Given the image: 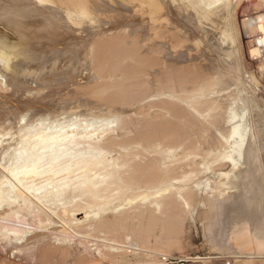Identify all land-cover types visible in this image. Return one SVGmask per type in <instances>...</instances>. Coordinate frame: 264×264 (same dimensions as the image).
Wrapping results in <instances>:
<instances>
[{
	"label": "rangeland",
	"instance_id": "obj_1",
	"mask_svg": "<svg viewBox=\"0 0 264 264\" xmlns=\"http://www.w3.org/2000/svg\"><path fill=\"white\" fill-rule=\"evenodd\" d=\"M43 1L0 0V264H264L215 199L264 220V0Z\"/></svg>",
	"mask_w": 264,
	"mask_h": 264
},
{
	"label": "bare ground",
	"instance_id": "obj_2",
	"mask_svg": "<svg viewBox=\"0 0 264 264\" xmlns=\"http://www.w3.org/2000/svg\"><path fill=\"white\" fill-rule=\"evenodd\" d=\"M34 1V0H33ZM55 1V0H54ZM58 2L61 3V5L63 4V7H65L64 5H68V6H71L72 7H77V6H84V5H87V6H91V4H94L93 2L94 1H91V0H57ZM55 1V2H57ZM142 1V0H141ZM151 1V0H150ZM154 1V0H153ZM23 2V1H22ZM28 2V1H27ZM45 2V0L43 1ZM52 2V1H51ZM50 2V3H51ZM89 2H92L90 3L89 5ZM59 3V5H60ZM99 3V2H98ZM41 4V3H40ZM54 4V3H52ZM122 4V3H120ZM153 4V3H152ZM156 4V3H155ZM159 4V3H158ZM60 5V6H61ZM144 5V4H143ZM148 5V4H147ZM44 6V5H43ZM120 6V5H119ZM151 6V5H150ZM27 7V6H26ZM51 7V6H50ZM62 7V6H61ZM93 8V6H91ZM67 8V6L65 7ZM69 8V7H68ZM67 8V9H68ZM95 8V7H94ZM93 8V9H94ZM29 9V8H28ZM34 9V8H33ZM37 9V8H36ZM63 10V8H61ZM75 9V8H74ZM60 10V9H59ZM73 10V9H72ZM87 10V9H86ZM96 10V9H95ZM106 10V9H105ZM67 11V10H66ZM36 13V12H35ZM56 13V12H55ZM68 13V12H67ZM154 13V12H153ZM57 14V13H56ZM38 15V14H36ZM67 15V14H66ZM63 16V15H62ZM69 17V16H68ZM62 18V17H61ZM60 19V18H59ZM70 19V18H69ZM68 19V20H69ZM18 21V20H17ZM62 22V21H61ZM59 23V22H58ZM62 24V23H61ZM49 25V24H48ZM58 25V24H57ZM248 25V24H247ZM55 26V25H54ZM30 27V25H29ZM28 27V28H29ZM56 28V27H55ZM64 28V27H63ZM27 29V28H26ZM51 29H52V26H51ZM57 29V28H56ZM36 30V29H35ZM66 30V29H65ZM58 31V30H57ZM30 32V30H29ZM36 32V31H35ZM54 32V31H53ZM62 32V30H61ZM65 32V31H64ZM119 33V32H118ZM74 34V33H73ZM79 35V34H78ZM116 35V34H114ZM118 35H121V34H118ZM61 36V35H60ZM174 36V34H173ZM65 37V36H64ZM111 38H109L108 40L106 38H103L105 41H99L96 42L98 43L97 46L94 45L96 48H94L93 50L95 51L96 49V56H97V68L98 70L103 74L102 77H105V79L110 75L111 72H115L116 70H118L119 72H123L125 75L129 76L130 78H134V77H137L139 74H140V65L141 62L144 61V58L142 57H145L142 55V57L140 56L139 57V63H138V66L131 70V71H125L123 69H118L117 66H113L116 62H113L112 63V67L110 69H108L106 66L111 62H109V60L111 59L109 54L114 52L119 58L122 57L125 52L122 50V47H123V44L124 42L121 40V38L119 37H112L110 36ZM122 37H125V36H122ZM124 39V38H122ZM130 39V38H129ZM134 42H136V40L132 39ZM155 44V43H154ZM93 46V47H94ZM124 49V47H123ZM132 49V48H131ZM125 50V49H124ZM138 49L136 48H133L131 51H130V56H137V51ZM148 58V57H147ZM7 70V69H6ZM182 70V69H181ZM180 72V71H179ZM193 72V71H192ZM183 74V73H182ZM194 74V73H193ZM108 82V81H107ZM103 84V83H102ZM104 85V84H103ZM106 86V85H105ZM95 89V88H94ZM97 90V89H96ZM96 90H94L93 92H96ZM99 90V89H98ZM97 90V91H98ZM99 93V92H98ZM106 98V97H105ZM113 99V98H112ZM230 111V110H229ZM177 117V116H175ZM181 117V116H179ZM178 118V117H177ZM166 123V122H165ZM174 123V122H173ZM169 124V123H168ZM178 124V123H177ZM170 127H172V123L169 124ZM174 125V124H173ZM177 127V125H175ZM166 127V126H165ZM169 127V126H167ZM173 130V129H171ZM174 137V136H172ZM62 150V149H61ZM242 152V147L240 148L239 145L237 144L233 149H232V152L229 153L226 157L230 159V162H231V165H232V168H235L236 167V162L240 156ZM155 174V173H154ZM153 176V175H152ZM156 177V176H155ZM157 177L158 174H157ZM136 178V177H135ZM153 178V177H152ZM161 178V177H160ZM139 179V178H138ZM136 179V180H138ZM134 180V179H133ZM154 180V179H152ZM150 182V181H149ZM234 194V193H233ZM193 195V194H192ZM222 195V192L220 191V193H217L215 195V199L216 200H219L220 201V204L221 206H223L222 208V214L223 216H226L228 218H230V227L228 226L227 229H229L230 231H228V234H230V238H232L234 240V243L237 244L239 247H249V248H252L254 251L251 252L252 254H238V256H264V220L262 219L261 221L258 220L256 222H251L249 221V219L246 217V213L243 212V208L241 207L242 205V201H240V205H232L230 203L226 204L225 201L230 199L231 195H229L228 197L226 198H218L219 196ZM196 196V195H194ZM173 198V197H171ZM187 198V197H186ZM190 198V196H189ZM240 199H241V196H240ZM190 200V199H189ZM172 205L171 201L170 200H166V202L164 203V206L166 209L170 208ZM178 207V206H177ZM179 208V207H178ZM173 209V208H171ZM175 209V208H174ZM173 209V210H174ZM211 212V210L209 211ZM208 212V213H209ZM214 212V211H213ZM238 212V214H237ZM207 213V214H208ZM213 214V213H212ZM221 214V212H220ZM214 216V215H213ZM260 221V222H259ZM115 222V221H114ZM112 223V222H111ZM115 227V226H114ZM208 227V226H207ZM209 229V228H208ZM53 249V248H52ZM57 249H55L56 251ZM54 251V250H53ZM58 251V250H57ZM219 251V250H217ZM239 253H246V252H239ZM248 253V252H247ZM243 260V259H242ZM244 261V260H243ZM248 262V261H247Z\"/></svg>",
	"mask_w": 264,
	"mask_h": 264
}]
</instances>
